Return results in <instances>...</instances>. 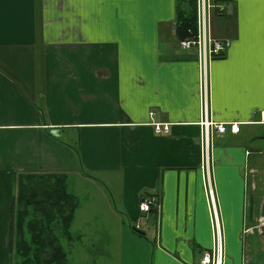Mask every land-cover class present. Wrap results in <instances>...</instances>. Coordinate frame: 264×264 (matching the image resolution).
Returning <instances> with one entry per match:
<instances>
[{"label": "crops", "instance_id": "0c3cea01", "mask_svg": "<svg viewBox=\"0 0 264 264\" xmlns=\"http://www.w3.org/2000/svg\"><path fill=\"white\" fill-rule=\"evenodd\" d=\"M179 1L0 0V264L23 172L65 175L81 201L65 245L85 264H200L218 230L223 264H264V173L250 175L264 172V0H220L226 12L212 18V36L231 39L208 65L212 118L240 124L210 152L218 224L202 167L201 66L177 44ZM145 195L160 210L141 235Z\"/></svg>", "mask_w": 264, "mask_h": 264}, {"label": "trees", "instance_id": "16d2710c", "mask_svg": "<svg viewBox=\"0 0 264 264\" xmlns=\"http://www.w3.org/2000/svg\"><path fill=\"white\" fill-rule=\"evenodd\" d=\"M196 29L197 0L179 1L175 21L178 39L194 36ZM80 203L68 190L63 174L19 173L8 231L10 264H70L65 243L76 238L71 225ZM156 212L158 210L151 207L144 217L151 220L152 225L156 224ZM134 229L145 234L140 228Z\"/></svg>", "mask_w": 264, "mask_h": 264}, {"label": "built area", "instance_id": "2783aa9c", "mask_svg": "<svg viewBox=\"0 0 264 264\" xmlns=\"http://www.w3.org/2000/svg\"><path fill=\"white\" fill-rule=\"evenodd\" d=\"M227 4L220 0H197V29L194 36L190 38L178 39V46L183 50L196 49L199 63L201 66L200 76V98L202 119L201 125V146H202V167L206 169V189L210 201V208L212 215L218 224V210L216 207V195L214 186L212 184L210 173V152L214 139L218 135L225 133H238L240 131V124L238 122H222L216 121L212 118L210 105V75L209 62L216 57L223 55L231 46V39L216 38L212 36L210 28V13L216 12L219 14L225 13ZM191 33V30H189ZM152 115L153 111L150 112ZM155 131L158 134L168 133L170 131V124L155 123ZM151 207L160 210V202L156 195H145L140 202L141 216L136 227L140 228L141 222L147 217ZM216 247L213 251H206L203 253L200 264H222V237L221 232L217 231Z\"/></svg>", "mask_w": 264, "mask_h": 264}, {"label": "rangeland", "instance_id": "374dc122", "mask_svg": "<svg viewBox=\"0 0 264 264\" xmlns=\"http://www.w3.org/2000/svg\"><path fill=\"white\" fill-rule=\"evenodd\" d=\"M215 14H216V12L210 13V28L211 27L213 28L212 18L215 17ZM179 49L181 51H184L181 47ZM256 129H257L256 131H258L259 134H262V135L264 134V127H257ZM256 145L264 146V138L257 139ZM260 157H262V155H253V157L251 156V158H253L254 161H256ZM257 173H262L263 174L264 172H262L261 170L256 169L255 172L254 173H250V175L253 176L252 178H255L256 179V174ZM84 200H87V197ZM87 211L90 212V213H93L92 212V209L91 210L87 209ZM97 215L101 219L102 215L101 214H97ZM261 219L262 218H259V221ZM141 223H143V226L144 227L146 225H148L149 227L152 225V221L151 220L148 221L147 219H144ZM99 226H100V221L99 220H96L95 227H99ZM90 232H96V231H90ZM99 232H101V231H99ZM105 239L106 238H101V241H99V243L102 244L103 246H106L108 248V241L105 240ZM64 243H65V241H64ZM118 249L120 250V245L119 244H118L116 250H118ZM84 257H86V256H84ZM82 258H83L82 254H77V252L75 250L73 252H69V261H70L71 264H85V262H84L85 260H83ZM109 258H110V256L108 257L107 262L105 264H117V262H113L112 259L109 261ZM11 259H12V256H11V258L9 260V263H11ZM86 264H92V263H86ZM222 264H223V261H222Z\"/></svg>", "mask_w": 264, "mask_h": 264}, {"label": "water", "instance_id": "95a60500", "mask_svg": "<svg viewBox=\"0 0 264 264\" xmlns=\"http://www.w3.org/2000/svg\"><path fill=\"white\" fill-rule=\"evenodd\" d=\"M135 227H136V225H135ZM137 229H139L138 227H136Z\"/></svg>", "mask_w": 264, "mask_h": 264}, {"label": "bare ground", "instance_id": "6f19581e", "mask_svg": "<svg viewBox=\"0 0 264 264\" xmlns=\"http://www.w3.org/2000/svg\"><path fill=\"white\" fill-rule=\"evenodd\" d=\"M223 256V255H222ZM222 261H223V257H222Z\"/></svg>", "mask_w": 264, "mask_h": 264}]
</instances>
